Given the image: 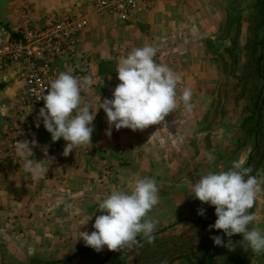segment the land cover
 Masks as SVG:
<instances>
[{
    "label": "crops",
    "instance_id": "crops-1",
    "mask_svg": "<svg viewBox=\"0 0 264 264\" xmlns=\"http://www.w3.org/2000/svg\"><path fill=\"white\" fill-rule=\"evenodd\" d=\"M94 1L35 0L33 4L37 9L36 16L41 18L50 15V9L53 10L51 16L79 18L89 14L87 9ZM12 2L0 0V22L15 27L18 18L10 9ZM250 5L251 0H153L149 11L129 22H120L112 16L89 15L87 28L78 39L77 53L73 58L77 62H87L94 81L90 91L82 92V103L91 105L94 110L99 106V97L101 102L110 99L119 83L116 70L120 57L135 48L151 45L157 49L155 62L167 65L181 78L176 89L178 107L160 124L137 131L113 130L110 137L105 135L109 127L105 113L99 110L93 121L90 148L80 147L63 157L47 149L49 141L37 129L36 146L32 148L34 157L31 158L44 159L42 149H47V158L51 162L42 160L49 167L46 177L35 182L23 167L14 170L1 166L0 219H6L2 217L6 209L20 210L29 206L35 195L58 187L62 183L60 179L67 177L73 186L94 184L90 177L96 161L109 169L115 162L123 164L148 159L156 167L158 159L163 157L166 160L177 153L187 159L195 153L200 157L213 153L212 162L217 166L212 172L228 171L237 163L245 168L253 148L250 141L246 143L244 121L253 110L248 111L241 96H237L235 85L231 86L236 77L228 66L235 60L227 54L247 43L246 35L251 24L246 17ZM9 78V88L3 92L0 89V106H9L15 96L16 84ZM186 88L192 92L191 110L181 100ZM4 127L5 120L0 117V132ZM175 146L180 149H173ZM80 149L86 150L83 168L71 169L61 163L69 162V158L76 159L77 164L82 163L83 160L76 158ZM257 175L264 189L261 180L264 169L260 168ZM262 210L264 191L257 195L251 209L256 219L250 223L251 229L256 228L264 234L257 222L259 215L264 214ZM263 258L264 253L256 254L247 249L243 264H263Z\"/></svg>",
    "mask_w": 264,
    "mask_h": 264
},
{
    "label": "rangeland",
    "instance_id": "rangeland-1",
    "mask_svg": "<svg viewBox=\"0 0 264 264\" xmlns=\"http://www.w3.org/2000/svg\"><path fill=\"white\" fill-rule=\"evenodd\" d=\"M34 1L13 0L10 9L18 18L17 24L14 27L0 22V42L20 40L18 29L24 7L30 10L35 28L64 17L51 16L52 9L50 15L43 18L36 16ZM48 4L51 5V2ZM250 6L246 17L251 24L246 35L247 43L239 50H229L230 54H227L235 60L228 66L236 77H232L235 79L231 86L235 85L234 90L238 97L241 96L248 111L254 109V101L261 94L262 81L256 76L255 62L260 53L257 44L261 40L264 20L258 0H251ZM8 78L0 76L2 92L9 88ZM260 97L264 100V92ZM261 104L264 124V101ZM262 132L264 135V127ZM246 139L247 144L249 141L252 143L253 151L245 168H250V174L257 178V171L264 169V138H260L255 145L252 135L247 132ZM173 149L179 150L180 147ZM80 150L76 158L83 160L82 163L77 164L76 159L72 158H69V162L61 163L71 169L83 168L86 150ZM213 157V153L202 154L201 157L195 153L187 159L177 153L166 160L163 157L158 159L156 167L152 165V160L145 159L123 164L115 162L109 169L96 161L90 177L94 184L73 186L67 177L60 179L62 183L58 187L35 195V200L29 206L4 211L2 217L6 219H0V264H243L248 249L243 237L239 234L225 237L220 230L212 229L210 226L217 218L214 207L202 204L190 192L192 184L199 177L216 170ZM143 177L153 178L159 189V202L148 214V218L156 223L154 242L148 243L140 236L135 247L118 251L105 247L97 252L85 246L78 237L80 231H94L92 225L100 214L98 203L113 190L130 191L135 180ZM261 177L264 185V175ZM201 209L204 210L203 215L198 214ZM91 216V220L81 225ZM257 222L264 233V214L259 215ZM248 228L251 230L250 224ZM215 236H220L224 245L231 244L216 246L212 239Z\"/></svg>",
    "mask_w": 264,
    "mask_h": 264
},
{
    "label": "clouds",
    "instance_id": "clouds-1",
    "mask_svg": "<svg viewBox=\"0 0 264 264\" xmlns=\"http://www.w3.org/2000/svg\"><path fill=\"white\" fill-rule=\"evenodd\" d=\"M156 52L155 47L145 45L120 57L116 70L119 83L110 99L101 102L98 98L99 106L94 110L91 105L82 103V92L91 90L93 79L77 78L70 72L59 73L45 90L46 94L40 97L44 105L35 126L39 128L42 121L53 142L65 141L63 155L68 156L77 148H90L93 121L99 110L105 113L109 125L105 135L108 137L113 130L137 131L160 124L178 107L176 89L181 78L167 65L155 62ZM191 97V90L184 89L181 100L188 110H191ZM35 146V140H18L15 151L24 172L39 182L46 177L49 168L42 160L51 161L47 158L46 148L42 149L44 159L31 158ZM251 171L237 163L228 171L208 172L192 184L190 192L202 204L214 207L217 218L210 226L212 229L220 230L225 237L239 234L249 250L261 254L264 253V234L256 228L249 230L248 225L256 219L249 210L264 189ZM158 192L155 180L150 177L136 179L130 191L113 190L98 203L100 214L92 225L94 231L79 230L78 238L97 252L105 247L110 251L132 249L139 243L137 238L140 236L148 243L154 242L156 223L148 218V214L159 202ZM198 214L203 215L204 210H199ZM212 239L216 246L231 244L224 245L220 236Z\"/></svg>",
    "mask_w": 264,
    "mask_h": 264
},
{
    "label": "built area",
    "instance_id": "built-area-1",
    "mask_svg": "<svg viewBox=\"0 0 264 264\" xmlns=\"http://www.w3.org/2000/svg\"><path fill=\"white\" fill-rule=\"evenodd\" d=\"M152 3L153 0H95L86 16H64L41 28L33 27L30 10L23 8L18 29L20 40L0 42V76H9L17 88L9 106H0V117L5 120L0 132V167L14 170L22 167L15 145L18 140H34L37 129L49 141L47 149L57 156L63 155L66 142L62 139L53 142L42 121L39 128L35 125L44 105L40 97L59 73L70 72L81 79L91 77L87 62L73 59L78 39L88 25L87 17L112 16L120 22H129L149 11ZM65 60L67 64L63 63Z\"/></svg>",
    "mask_w": 264,
    "mask_h": 264
},
{
    "label": "trees",
    "instance_id": "trees-1",
    "mask_svg": "<svg viewBox=\"0 0 264 264\" xmlns=\"http://www.w3.org/2000/svg\"><path fill=\"white\" fill-rule=\"evenodd\" d=\"M259 9L261 13L264 15V0L259 2ZM14 37V36H13ZM260 46L259 49V55L255 62V72L256 76L262 81L261 86V94L264 92V20H263V26H262V32H261V40L258 42ZM260 94V95H261ZM260 95L257 97V99L254 101V109L251 113V115L244 121V127L246 128V131L252 135L255 145L258 144V140L260 138H264L262 128L264 127V124L262 123V104L263 99L260 97Z\"/></svg>",
    "mask_w": 264,
    "mask_h": 264
}]
</instances>
